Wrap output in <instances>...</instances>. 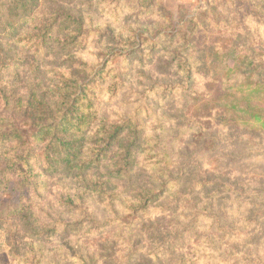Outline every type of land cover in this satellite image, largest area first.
I'll use <instances>...</instances> for the list:
<instances>
[{
    "label": "trees",
    "instance_id": "16d2710c",
    "mask_svg": "<svg viewBox=\"0 0 264 264\" xmlns=\"http://www.w3.org/2000/svg\"><path fill=\"white\" fill-rule=\"evenodd\" d=\"M59 1L0 0V176L10 175L4 180L10 183L14 178L18 188L24 191L33 185L32 181L38 174L44 176L42 187L47 185L48 178L77 174L82 184H87L93 193L106 201L100 204L109 217L103 221H98L92 213L83 217L97 227H106L114 222L121 225L119 221L124 224L123 220L127 222L123 225L126 229L130 230L137 221L144 227L143 216L148 215L149 207L158 202L169 204L170 199L179 203L181 199L197 198L199 194L215 196L220 190L231 192L239 199L243 195L239 178L224 173L218 177L219 180L212 181L211 172H203L206 164L214 166V159L209 158L211 163H206L211 152L209 149L192 157L191 152L183 147L180 153L184 161L176 166L175 143L171 149H165L168 144L164 142L166 136L163 135L171 129L159 121L154 128L155 133L148 132L146 120L159 115L157 104L144 101V106L124 115H113L107 110L110 100L134 74L133 67H122L119 59L126 61L138 57L137 70L143 79L150 82L144 88L149 93L154 90V78L146 66L158 48L163 46L166 37H170L173 45L171 49L164 50L173 57L191 48L190 43L189 47L186 40L179 37L181 28L176 33L163 35L160 32L155 36L142 30L138 33L139 40L133 37L134 41H128L117 35L110 25L105 29L93 28L100 26L96 25L95 15H89L90 19H87L81 13H72ZM140 26L143 28L144 25ZM91 36L100 40L95 45L103 43V46L98 47L93 60H85L82 55L77 57ZM115 45L129 46L125 50L130 51H118ZM147 45L151 47L148 54ZM105 48H110V52L104 53ZM195 48L184 59L175 57L166 61L170 75L181 77L188 84L192 81L193 68L197 69L199 65L198 59L201 62L205 60L202 68L208 66L207 69L212 70L223 63L222 59L229 57L234 59V65H226L227 76L234 72L239 78L241 72L244 75L235 85L237 88H250L248 96L264 90L263 80L254 77L249 69H242L244 64H250L248 55L239 60L232 49L224 53L215 52L210 55L212 63L208 65L206 53L201 56L202 50L197 49L200 55L194 57ZM159 86L164 93L167 89L173 90L164 81ZM104 92L110 94L106 101H103ZM234 93L230 94L233 99L228 95L222 103L226 114L231 118L238 116L237 111L249 115L262 122L260 129L264 130L263 111L255 109L251 97L238 98L232 95ZM142 110H146L144 117H141ZM161 117H165V113ZM241 122L248 123L246 119ZM158 129L162 130L163 137L156 132ZM184 130H189L184 132L188 136L191 129ZM197 138L203 141L202 134ZM227 155L215 159L219 168L213 170L214 173L220 169L221 162L229 164L237 159L235 154ZM34 184L38 185L37 181ZM221 200L210 199L206 203L230 202ZM35 202L36 198L32 203L0 205V226L2 222L8 226L16 223L17 231L13 233L14 227L10 229L9 237L17 238L23 232L29 241L24 255L14 250L18 264H43V259L38 257L41 249L36 247H42L43 241H53L62 234L78 233L85 226L83 219L70 223L62 218L57 220L60 214L51 218L44 208L42 212L51 221L40 225L37 210L42 203ZM70 204L73 202L61 203L66 210ZM160 207L166 211L168 206ZM191 227L194 229L192 224ZM155 232L160 230L156 228ZM0 244H5V240ZM155 244L151 254L160 253L158 245L162 244L158 241ZM124 246L129 254L127 264H131L140 256L142 247L132 241L124 243ZM69 256L64 254L63 258ZM72 258L85 261L86 257L74 255ZM154 259L159 260L158 255ZM178 259L184 262V256Z\"/></svg>",
    "mask_w": 264,
    "mask_h": 264
},
{
    "label": "rangeland",
    "instance_id": "374dc122",
    "mask_svg": "<svg viewBox=\"0 0 264 264\" xmlns=\"http://www.w3.org/2000/svg\"><path fill=\"white\" fill-rule=\"evenodd\" d=\"M59 2L64 3L72 13H81L87 16V19H90L89 15H95L96 25L100 26L93 28L105 29L110 25L117 35H122L123 39L128 41H134L133 37L139 40L138 33L142 30L155 36L160 32L163 35L176 33L181 28L179 37L183 41L186 40L187 46L190 47L191 44V48L184 54H174L173 57L164 50L171 49L173 45L170 37H166L163 48H158L154 54L152 52L153 57L146 67L152 71L153 91L148 93L144 89L150 82L143 79L137 70L138 57L126 61L119 59L118 63L122 67H133L134 74L124 88L113 96L107 110L113 115H124L144 106V101L151 105L157 104L159 115L146 120L148 132L154 134V128L159 125V121L171 129L163 135L166 136L164 142L168 144L165 149H171L175 143L176 166L184 161V156L180 153L183 147L191 152L192 157L204 154L209 149L211 152L208 153L206 163H211L209 158L214 159V166L206 164L203 172H211L209 174L212 181L219 180L218 177L224 173L239 178L243 195L238 199L231 192L220 190L215 196L199 194V201L198 197L192 196L187 200L181 199L179 203L174 199H170L169 204L158 202L159 204L149 207L148 215L143 216L144 227L137 221L129 230L123 226L127 223L125 220L124 224L119 221L121 225L114 222L106 227H97L92 225L88 218L83 219L90 213L98 221H103L110 215L100 204L106 201L93 193L87 184H82V179L77 174L48 178L45 187L41 185L44 176L38 174L32 181L33 185L24 191L18 188L14 178L10 183L4 180L10 175H1L0 205L32 203L36 198L35 203H42L41 208L37 210L40 225L51 221L42 212L43 208L51 218H57L60 214L61 217L57 220L62 218L73 223L83 219L85 226L80 228V232L62 234L53 241H43L42 247H36L37 250L41 249L38 257L43 259V264H127L129 254L124 243L128 241L142 247L140 256L131 264H264V130L260 129L263 124L256 118L238 111V116L231 118L222 104L228 95L229 99H233L230 94L235 92L232 95L238 98L251 97L255 109L264 113V90L260 94L254 92L252 96H248L251 93L250 88H237L235 85L244 75L241 72L239 78L234 72L227 76L226 65H234V59L229 57L222 59L223 63L212 70L207 69L208 66L202 68L205 60L201 62L198 59L199 65L197 64V69L193 68L192 81L188 84L181 77L170 75L166 65L167 60L175 57L186 58L193 47L203 51L201 56L206 53L208 65L212 63L209 60L212 53H224L232 49L236 57L239 56V60H243L240 58L243 55L251 57L250 64H244L242 69H249L254 77L264 81V0ZM141 24L144 25L143 28ZM99 41L98 37H89L77 57L82 55L85 60H93V55L103 46V43L95 45ZM128 47L119 45L115 49L124 51ZM150 49L147 45V54ZM197 49L193 51L195 58L200 55ZM110 50L105 48L104 53L107 54ZM162 81L170 84L173 90L167 89L164 93L159 86ZM231 89L232 92H229ZM102 94L103 101H106L110 94ZM162 113H165L163 118ZM145 114L146 110H142L141 117ZM242 119H246L248 123H242ZM184 128L191 129L188 136L184 132L189 130L185 131ZM156 132L163 137L161 129ZM201 134L203 141L197 138ZM227 153L235 154L234 158L237 159L229 164L221 162L220 169L214 173L213 170L219 168L215 159L225 158ZM210 199L230 202L206 203ZM68 201L73 202L68 206V210L75 208L74 210L68 211L61 205ZM163 205L168 206L166 211H162L165 208L160 206ZM2 223L0 242L4 239L5 244H0V263L18 264L13 255L14 250L25 254L28 250L26 243L29 242L27 235L22 232L17 238L9 237L10 229L14 227L13 233L17 231V224L8 226V223ZM156 228L160 230L159 233L155 232ZM157 241L162 244L158 245L160 253L151 254ZM64 254L70 256L63 258ZM74 255L86 257L85 261L72 258ZM157 255L159 260L156 261L154 256ZM179 256H184L183 263L179 261Z\"/></svg>",
    "mask_w": 264,
    "mask_h": 264
}]
</instances>
